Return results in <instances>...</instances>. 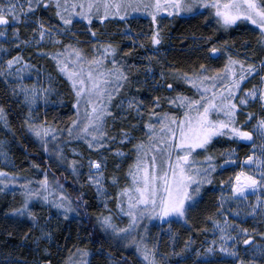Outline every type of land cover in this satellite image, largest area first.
<instances>
[{
	"label": "snow or ice",
	"instance_id": "1",
	"mask_svg": "<svg viewBox=\"0 0 264 264\" xmlns=\"http://www.w3.org/2000/svg\"><path fill=\"white\" fill-rule=\"evenodd\" d=\"M53 7L58 21L54 25L45 23L36 15L41 9ZM200 9L208 11L217 28L224 31L239 27L242 23L255 26L258 43L264 46V0H0V37L4 38L0 40V53L8 55L14 41L16 48L20 43L35 47L37 55L54 62L57 73L66 78L75 97L72 105L75 119L66 129L51 127L47 117L37 122L33 115L34 106L40 100L47 105L48 97L55 91L51 85L54 78L49 73L48 83L45 84L41 71L37 70V80L31 86L26 85L21 73L36 69V65L25 61L19 51L6 60L0 55V60H3L0 76L5 78V83H14L12 93L22 96L24 105L29 109L24 119L25 126L40 142L45 153L49 151L50 141L65 137L52 148L58 163L66 165L65 171L74 181L85 176L84 183L95 189L96 197L104 198L107 211L95 218L99 228L118 247H127L125 241L134 246L142 257V264L158 262L155 249L148 247L144 236L140 235L137 240L133 235L138 227L147 228L140 222L158 219L162 224H187L188 213L199 203L203 186L212 184V174L218 166L223 168L229 164L238 165L239 170L229 181L230 193L218 197L217 215L223 216V222L214 220L213 227L221 233L220 240H213L207 247L193 249V241L189 237L182 250L188 253L184 259L191 260L192 264H256L257 255L264 257V242H258L236 220L228 219L229 215L240 216V205L237 208L224 207L226 201H247L249 195H254L256 200L250 204V211L264 215V114L244 111L250 102L258 101L261 113H264V87L244 86L253 73H264V59L260 60L258 72L253 64H245L228 53L227 41L223 42V47H217L210 37H201L204 43H197L194 52L201 53L208 62L220 59L221 52L228 53L222 68L211 69L206 63H200L198 69L192 72H179L176 69L161 71L159 80L155 79L151 68L152 59L159 52L158 46L164 39L159 25L165 17L161 14L166 13L171 18L184 15L194 18L203 15ZM136 13L151 18L150 34L141 33L147 35L153 46L151 54L146 57L149 63L145 67V83L151 74L154 79L151 85L153 91L166 89L172 92L174 84L178 86L182 82L190 86L193 94L176 92L173 96L153 95L147 104L143 98L131 94L135 77L126 63L118 61V47L111 41L105 42V32L98 33L93 23L98 20L103 24L110 18L118 17L126 24L121 32L130 33L132 29L127 22ZM204 19L208 21V16ZM21 24L31 28V36L23 41L20 40ZM77 24H82L83 28L77 29ZM10 28L11 38L8 36ZM80 36L87 39L81 40ZM64 38H67V42ZM45 41L52 44L55 51H44L42 45ZM193 41H196L194 34ZM82 44L90 45L87 51L81 47ZM140 46L144 47L143 44ZM89 52L91 55H88ZM13 76L15 81L9 79ZM260 84L264 85V75H260ZM139 91L137 85L136 92ZM165 105L168 108L162 111ZM241 114L245 117L242 121L238 120ZM129 116L142 121V126L137 129L135 124L129 128L121 125L117 131H112L117 127V120L126 121ZM253 120L255 123H252ZM0 121L7 126L2 106ZM248 125H251V130H247ZM136 130L142 133V138L137 139L133 135ZM220 137H226L231 142L251 144L250 154L238 160L236 149H230L220 153L221 157L226 158L218 163L208 149ZM256 139H259V145ZM133 140L136 142L133 143ZM73 142H82L87 151L95 152L98 158L93 159L91 155L85 157L83 151L72 147ZM114 144L121 147L113 148ZM126 144L131 145L127 154L123 151ZM65 146L71 158L64 151ZM108 151L115 157L131 160L123 174V186H120L121 178L118 175L105 174L108 158L102 153ZM85 159L87 173H82ZM119 169L120 164L117 163L115 172H119ZM20 179L16 174L0 168V185L3 186L0 192L9 185L18 184ZM220 183L223 185L225 181L221 180ZM32 184L33 181L24 179L20 185L21 203L11 208L5 216L28 217L34 224L38 223L33 201L56 208L65 218L69 213L79 214L81 208L88 207L82 193L73 198L58 179H49L47 171L35 182L37 186L33 187ZM109 185L118 188L114 196L109 193ZM109 201L114 203L120 218H128L126 226L121 227L115 222ZM259 236L264 241V232H260ZM241 244L245 246L243 249L239 247ZM242 251L250 254L251 258L245 259ZM77 252L82 258L89 255L87 250L77 249ZM45 264H51V259L48 258ZM71 264L88 262L81 259Z\"/></svg>",
	"mask_w": 264,
	"mask_h": 264
},
{
	"label": "trees",
	"instance_id": "2",
	"mask_svg": "<svg viewBox=\"0 0 264 264\" xmlns=\"http://www.w3.org/2000/svg\"><path fill=\"white\" fill-rule=\"evenodd\" d=\"M54 12V7L41 9L36 15L43 19L45 23L54 25L58 22ZM205 16H208V21L204 19ZM164 17L159 25L164 37L163 44L160 48L161 50L152 59L157 80L160 79L159 74L161 71L170 72L172 69H176L179 72H192L198 69L200 63H206L211 69L222 68L227 60L228 53L245 64H253L259 72L260 60L264 59V46L258 43L257 30L254 26L242 23L239 27L224 31L217 28L208 12H203L202 16L198 15L194 18L189 15L172 19L167 16ZM128 22L132 23L133 30L140 31L144 28L148 29L150 33L152 27L150 17L135 14L129 17ZM123 24L125 22H121L118 17H114L103 24L98 20H94L93 27L98 29V33L99 31L105 32V42L111 41L114 46L118 47V61L126 63L135 77V62L147 53L140 45H146L148 48L152 47V45L150 39L140 37L137 41L138 44L133 48L134 51L132 47L128 49L127 44H124L126 41L124 32H121ZM76 28L82 29L83 25L77 24ZM193 34L196 37L195 42L193 41ZM201 37H210L211 42L215 43L217 47H223V42L227 41L228 53L221 52L220 59L213 62L206 61L201 53L194 52L197 43L201 45L204 43ZM79 38L81 40L87 39L86 36H80ZM64 39L67 42V38ZM81 47L87 51L90 45L82 44ZM42 49L44 51H55V47L48 44H43ZM88 55H91V53L89 52ZM25 58L35 63L45 64L57 73L54 62L48 57L37 55L35 47L27 49ZM249 78L250 80L244 85L245 87L252 88L253 85L259 84L260 75L253 73ZM135 79L132 82L131 93L136 92ZM61 80L63 82L62 90L66 94L65 104L45 110L37 121H43L47 117L48 124L56 129H66L71 120L75 119V110L72 107L75 97L66 78L62 77ZM11 88V84L5 83V78L0 76V106L4 108L7 120V126H5L4 121H0V136L10 143V154L14 161V167H6L0 164V168L21 178L18 184L9 185L3 192H0V264H45L48 258L51 259V264H66V262L71 264L72 261H80L81 259L87 261L88 264H113V262L142 264V257L136 252L134 246L125 241L124 244H127V247H118L99 228L95 218L101 212H106L107 210L100 204L99 199L96 197L95 189L89 188L84 183L86 177L82 176L79 181H74L73 177L65 171L66 165L58 163L52 148L55 143L65 137H58L57 141H50L49 151L45 153L40 142L25 126L24 119L28 114L27 108L20 97L12 93ZM139 88L138 94L144 99L146 104L153 95L173 96L176 92L193 94L190 91V86L182 82H179L178 86L174 84V91L172 92H167L166 89L153 91L151 87H147L144 84H140ZM167 108L168 106L165 105L162 111L167 110ZM244 111L258 115L264 114L261 113L259 102L253 103ZM244 118L243 114L238 116L240 121L244 120ZM144 119H147L146 114ZM252 123H255V120ZM133 124L137 125V129H139L142 126V121L129 116L126 121L117 120V127L112 129V131H117L121 125L129 128ZM247 130H251V125H248ZM133 135L137 139L142 138V133L139 130L134 131ZM220 140H215L208 149L209 153L217 158L218 163L223 159L220 157L221 152H225L231 146L237 145V142H230L232 145L227 144L226 137H223L224 143H220ZM135 142L136 140H133V143ZM72 147L83 151L85 157L91 155L93 159L98 158L95 152L89 153L82 142H73ZM112 147L121 146L114 144ZM130 148L131 145L126 144L123 150L129 152ZM64 151L71 158V153L66 146ZM248 151V146H243L240 155L244 157ZM102 154L107 155L108 158L107 175H118L121 178L120 186H123V174L131 160L125 159L120 163L116 157H113L111 151ZM202 156L203 153L201 158ZM117 163L120 164L119 172H115ZM45 171H47L50 180L58 179L60 183H63L67 193L73 198L82 193L83 198L88 201V207L86 209L81 208L79 214L75 212L69 213L68 217L65 218L62 213H58L56 208L44 206L39 201H33L32 207L38 218V223L34 224L28 217L5 216V213H8L11 208L17 207L21 203L20 185L24 183V179L33 181L32 186L35 187L37 186L35 182L42 178ZM235 171L232 168H226L221 171L218 166L217 171L212 174V184L203 186L199 203L188 213L187 224L183 222L174 224L177 235L174 244H172L169 235L159 231L160 223L158 219H145L140 222L142 225H147V228L138 227L133 232V235L136 236L137 240L140 239V235L144 236L148 247L155 249L158 264H192L191 260L184 259L185 255H188V253L182 251L185 243L191 237L193 241L191 248L206 247L211 239L213 221L218 218V197L224 191L225 184L234 177ZM81 172L87 173L86 159ZM221 180L225 181L223 185L220 183ZM0 187L3 186L0 185ZM109 189L112 196L118 190V188L111 185H109ZM110 208H112L116 217L115 222L121 227L126 226L128 222L121 220L112 201ZM258 232H264V223L260 225ZM259 233L256 235L258 240H260ZM77 249L87 250L89 255L82 258ZM74 253L75 255H73ZM177 253L180 255H177ZM69 258L71 259L69 260Z\"/></svg>",
	"mask_w": 264,
	"mask_h": 264
},
{
	"label": "rangeland",
	"instance_id": "3",
	"mask_svg": "<svg viewBox=\"0 0 264 264\" xmlns=\"http://www.w3.org/2000/svg\"><path fill=\"white\" fill-rule=\"evenodd\" d=\"M199 11L208 12V11H206L204 9H200ZM133 15H135V14H133ZM136 15H143V14L136 13ZM161 15L167 16L166 13H162ZM127 24H128V26H130L132 31L130 33H124V35L126 37V41L124 42V44H127L126 46L128 47V49H131V47H132V50L134 51L133 48L136 47V45L138 44L137 41L140 39V37H142L143 39H148L147 35H141V33H144V34H150V33L148 32L149 31L148 29H144V28H142L140 31H135L132 28L133 26H132L131 22H127ZM122 26H123L122 29H125L126 24H123ZM12 27H17V25H13ZM19 28H20V40L21 41H23V40H25V39H27V38H29L31 36V28L30 27H25V25L21 24V25H19ZM8 36H9V38H11V36H12L11 28L8 30ZM129 36H131L132 38L130 39ZM3 39H4L3 37H0V40H3ZM133 40L135 41V43H133ZM15 43L16 42L14 41L12 50L10 51V53L8 55H3L2 53H0V55L3 56V60L8 59L11 55H15L16 52L19 51L20 54L24 57L25 61H30L27 58H25V53L27 52V49L29 47H32V46H25L23 43H20L19 48H16L15 47ZM33 44H34V41H33ZM44 44L52 45V44L48 43L47 41H45ZM162 44H163V42H162ZM162 44L160 46H158L159 47V51L161 50L160 48L162 47ZM143 48L147 51L146 55L141 57V59L139 58L135 62V71H136L135 72V77H136L135 80H136V85L144 84L147 87H151V85L154 84L153 76L150 74L147 77V83H145V75H144V73H145V67L149 63L148 59L145 58V57H148L151 54V52L153 50V46L148 48L146 45H144ZM3 60H0V64L3 63ZM30 62H31V64L36 65V69H29V70L21 73V75L24 77V80H23L24 84L31 86L37 80V70L41 71V73H42L41 79L43 80V82L45 84L48 83V74L49 73L54 78L51 81V85H52V87L54 88L55 91L48 97L47 105H45V102L43 100H40L34 106L33 115L35 116L36 120L38 121L45 110H47V109H49L51 107H57V106H61V105L65 104V102H66V94L62 90L63 82H62L61 78L63 76H61L58 73L54 72L51 68H49L45 64L35 63L34 61H30ZM21 63H23V61ZM16 67H19V65H17ZM151 68L153 70V73H155L152 62H151ZM260 75H264V73H260ZM9 79L12 80V81H15V76H13L12 78H9ZM155 79L157 80L156 74H155ZM249 80H250V78H248V81ZM11 86L14 87L15 86L14 83H12ZM257 86L258 87H264V85L260 84V78H259V84ZM131 94L138 95L139 97H141L135 91L132 92ZM18 96L20 97V99H21V101L23 103V97L20 96V95H18ZM253 103H255V102H250L249 106L252 105ZM25 107L27 108V111L29 112L28 107L26 105H25ZM217 139H219V140L221 139L220 143H224L225 142L223 140V137H220V138H217ZM217 139H215V140H217ZM226 142H227V144L232 145L230 143L231 141L228 138H227ZM256 143H257V145H259V143H260L259 139H256ZM115 145H118V144H115ZM243 146H248L249 151H248V153L246 155L250 154L251 144H249L247 142H237L236 146H231V148H230V149H236V158H238V160H243L244 157L246 156L245 155L244 157H242L240 155V151H241V149H243ZM124 152L126 154L128 153L126 151H124ZM258 154H259V152H258ZM102 155H105V154H102ZM112 155H113V157H115L113 153H112ZM116 158H117V161L120 162V163H122L125 159H127V158H124V157H116ZM222 158L225 159L226 157H222ZM0 164L1 165H5L6 167H14V161H13L12 156L10 154V143L5 138H3L1 136H0ZM226 168H232V169H235L236 171L239 170V166L238 165H232V164H229V165H227V166H225L223 168H220V169H221V171H223ZM105 174L107 176V168L105 170ZM109 193L111 194L110 189H109ZM224 193H230V183H229V181L225 184V189L221 193L220 197ZM98 199L100 201V204L104 207V198L100 197ZM255 200H256V197L254 195H249L247 201H244V200H241V201H226L224 207L225 208H237V205H240V207L238 208V210L241 213L240 216L239 217H235V216L229 215V217H228L229 221L236 220V223L238 225H240L241 228H247L249 230V234L253 235L254 238L258 242H261L260 240L257 239L256 235H258V233H259L258 231L260 229V225L262 223H264V215H258V214H252L251 213L250 204L255 202ZM108 203H109V207H110L111 201H109ZM121 220L123 222H128V218L126 216L121 218ZM153 220H155V219H153ZM216 220H221L223 222V216L218 215V218ZM159 223H160L159 231L161 233L165 232L167 235H169L171 237L172 244H174L176 242V237H177L175 229H174V224H171V225L162 224L160 221H159ZM170 227H171V232H169V228ZM253 229H255V232L253 231ZM220 236H221V233L219 232L218 229H214L213 224H212L211 239H210V241H208L206 247L213 240H216L217 242H219ZM239 247L241 249H243L245 246L241 244ZM241 255L245 256V259H250L251 258L250 254H246L243 251L241 252ZM263 260H264V257H260L259 255H257L256 264H264Z\"/></svg>",
	"mask_w": 264,
	"mask_h": 264
}]
</instances>
